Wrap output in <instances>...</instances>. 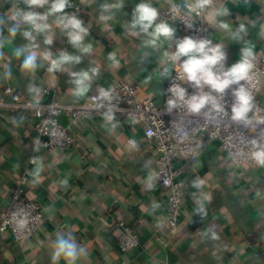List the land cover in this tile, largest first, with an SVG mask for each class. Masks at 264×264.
<instances>
[{
  "label": "crops",
  "instance_id": "0c3cea01",
  "mask_svg": "<svg viewBox=\"0 0 264 264\" xmlns=\"http://www.w3.org/2000/svg\"><path fill=\"white\" fill-rule=\"evenodd\" d=\"M178 1L150 0L159 12ZM72 2L73 7L65 11L76 13L89 27L86 42L93 46L92 55H85L73 70L85 69L90 62L102 70L90 91L81 98L74 97L68 75L49 73L45 66L31 77L42 89L40 98L30 95L27 86L31 80L12 55L14 47L26 43L18 34L13 44L6 43L0 49V97L11 86L37 102L74 103L89 94L98 95L99 87L108 90L113 83L126 79L138 87L140 98L163 103L169 77L161 73L165 68L169 70L166 53L174 50V41L171 45L162 40L157 51L144 46V37L126 30L127 20L140 0H125L115 19L108 22L98 19L103 0ZM216 4L230 14L215 18L206 10L210 38L225 45L229 66L239 60L242 47L264 55V0H216ZM10 6V0H0V14ZM218 20L226 22L228 28H220ZM168 23L175 28L176 38L187 36L173 22ZM240 25L246 31L240 34L239 41L232 40ZM39 41L42 44V37ZM50 47L53 53L61 49L75 53L59 32ZM110 52L116 54L118 67H111L112 61L107 58ZM9 68L11 78L4 75ZM261 100L264 104V93ZM115 117L119 124L113 130L103 117L70 121L63 116L62 121L70 125L83 147L46 152L34 148L33 117L0 116V214L10 198L17 172L26 167L27 194L45 209L44 223L27 242L19 244L10 232H0V264H52V240L58 230L63 232L67 227L73 229L78 242L88 251L87 258L77 264H264V167L230 168L216 142H203L198 159L184 175L185 224L178 234L168 237L164 224L167 194L158 180L151 189L144 183L149 172H157L153 144L145 139L141 126H131L122 115ZM130 139L136 141L135 149ZM31 158L36 163H30ZM38 167L41 171L37 177L34 173ZM65 180L67 184H62ZM197 180L203 181L199 188L193 183ZM119 221L138 232L139 247L126 253L120 251ZM159 235L167 237L168 242L157 240ZM60 264H64L63 260Z\"/></svg>",
  "mask_w": 264,
  "mask_h": 264
},
{
  "label": "clouds",
  "instance_id": "9594fccd",
  "mask_svg": "<svg viewBox=\"0 0 264 264\" xmlns=\"http://www.w3.org/2000/svg\"><path fill=\"white\" fill-rule=\"evenodd\" d=\"M95 3L96 0H93ZM125 0H103L99 5L98 19L101 22H108L115 19V13L124 7ZM185 7L197 15L210 10L215 18L228 16L229 10L216 4V0H184ZM10 7L0 14V49L6 43L13 44L19 34L26 41L25 44L14 47L12 55L20 61V69L27 77L35 75L37 70L46 66L49 73H66L69 77L71 94L76 98L85 96L96 79L99 78L102 70L98 65L91 62L85 69L73 70L75 66L83 61L85 55L91 56L93 46L86 42L90 35V29L84 21L76 15L65 11L73 7L72 0H10ZM176 8L175 5H173ZM43 11H40V10ZM178 10V9H177ZM159 11L153 7L150 0H140L131 13V19L127 20L126 30L137 37H144L145 47L159 50L161 41H174V50L167 52L168 59L177 66L176 79L180 82H188L195 89L194 94L188 95L186 89L179 83L173 84L168 92L170 93L166 105L167 110L183 109L186 114L200 116L205 120L220 121L225 118L232 122L242 124L245 127L252 123L249 114L254 107V100L251 92L246 86L249 79L252 61L255 53L251 47H242L240 58L231 66H226L227 52L225 45L214 43L208 37L184 36L176 38L175 28L167 21H158ZM220 28L227 29L228 24L218 20ZM191 27V25H188ZM5 31L7 35L5 36ZM244 25L233 34L232 40H240V34L245 32ZM59 32L66 37L67 43L75 50L70 53L67 49H61L56 53L51 50L54 37ZM264 35V33H262ZM42 37V44L39 38ZM0 56L3 52L0 51ZM108 60L112 61L111 67H118L116 54L110 52ZM4 75L11 78V70L6 69ZM163 77H169L168 68L161 73ZM243 82V83H242ZM207 89V91L205 90ZM231 90L232 103L230 113L226 107L225 96ZM27 91L37 100L40 98L42 89L34 80L27 86ZM113 99L112 92L99 87L98 104L99 108L108 107L103 112V119L111 129H116L119 122L116 121L114 106L110 101ZM135 123V118H133ZM258 123L264 124V119ZM136 148V142H129ZM251 146L250 159L259 167H264V132L259 138H252L248 141ZM33 163H36L34 160ZM147 167V164L145 165ZM41 169L38 167L34 173L39 176ZM158 175L149 172L145 186L153 188ZM67 184V181H62ZM194 186L199 188L202 180L194 181ZM158 207V205H153ZM88 256L87 249L78 242L71 227L65 231H57L52 240L50 257L52 264H77L81 259Z\"/></svg>",
  "mask_w": 264,
  "mask_h": 264
},
{
  "label": "built area",
  "instance_id": "2783aa9c",
  "mask_svg": "<svg viewBox=\"0 0 264 264\" xmlns=\"http://www.w3.org/2000/svg\"><path fill=\"white\" fill-rule=\"evenodd\" d=\"M75 8L79 9V6ZM159 21L173 22L178 31L187 36L210 37V23L206 18V11L197 15L185 7L184 0L163 7L159 12L157 22ZM166 61L170 70L167 89L179 83L186 89L188 95L194 94L195 89L190 83L176 79L177 66L168 57ZM252 63L253 68L246 86L253 96L254 107L249 114L252 123L247 127L234 123L228 118L220 121L205 120L203 115H188L183 109H173L169 112L166 105L169 92L163 103H157L150 97L140 98L137 93L138 87L126 79L113 83L108 89L113 95L110 103L114 106L112 110L115 116H124L131 126H141L145 139L153 144L157 154L156 174L159 177L157 180L167 194L164 224L168 237L178 234L185 224L187 187L184 175L198 159L203 142H216L223 150L226 164L230 168L243 165L257 166L250 159L251 146L248 141L254 137L259 138L264 132V124L258 123L264 119V104L261 100V94L264 93V55L255 54ZM226 66H229L228 56ZM225 101L230 113L231 90H228ZM99 103L97 94H89L83 100L74 103L58 101L41 103L7 86L0 97V116L33 117L36 150L68 151L83 146L72 133L70 125L62 121V117L65 116L70 121L102 118L108 105L106 103L104 108L98 109ZM133 118L135 123L132 122ZM130 141L135 140L130 139ZM87 153L85 150L84 155ZM34 160L31 158L30 163ZM28 172V167L17 172L11 186L10 198L0 214V232H10L14 241L19 244L32 239L45 221L43 204L29 198L27 194ZM118 227L121 232L117 242L122 253L140 246V236L131 225L119 221ZM156 238L163 244L168 242L167 237L163 238L159 235ZM161 264L170 263L165 261Z\"/></svg>",
  "mask_w": 264,
  "mask_h": 264
}]
</instances>
